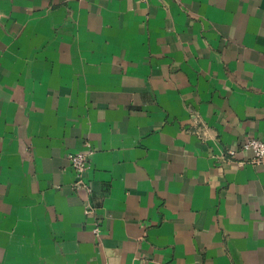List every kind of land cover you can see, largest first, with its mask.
Instances as JSON below:
<instances>
[{"label": "crops", "instance_id": "1", "mask_svg": "<svg viewBox=\"0 0 264 264\" xmlns=\"http://www.w3.org/2000/svg\"><path fill=\"white\" fill-rule=\"evenodd\" d=\"M249 137L264 0H0V264H264Z\"/></svg>", "mask_w": 264, "mask_h": 264}, {"label": "built area", "instance_id": "2", "mask_svg": "<svg viewBox=\"0 0 264 264\" xmlns=\"http://www.w3.org/2000/svg\"><path fill=\"white\" fill-rule=\"evenodd\" d=\"M241 149L250 151L252 153L253 161L256 163L264 164V140L257 137H249L241 143ZM228 154L231 157L237 155L235 149H229ZM69 162L72 165L75 173V186H84L88 191H92L91 185H89L86 179V173L90 167L91 163V153L90 151H78L71 152L68 155ZM96 210V207L89 205L87 208V213L91 214ZM94 232L96 235H100L101 227L98 221L94 227Z\"/></svg>", "mask_w": 264, "mask_h": 264}]
</instances>
